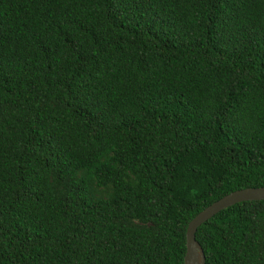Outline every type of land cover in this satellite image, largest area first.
Returning <instances> with one entry per match:
<instances>
[{
    "label": "trees",
    "instance_id": "obj_1",
    "mask_svg": "<svg viewBox=\"0 0 264 264\" xmlns=\"http://www.w3.org/2000/svg\"><path fill=\"white\" fill-rule=\"evenodd\" d=\"M264 187V0H0V264H183ZM264 264V199L195 233Z\"/></svg>",
    "mask_w": 264,
    "mask_h": 264
},
{
    "label": "water",
    "instance_id": "obj_2",
    "mask_svg": "<svg viewBox=\"0 0 264 264\" xmlns=\"http://www.w3.org/2000/svg\"><path fill=\"white\" fill-rule=\"evenodd\" d=\"M264 199V187H247L230 192L198 212L186 227V251L183 264H205L203 248L196 240L197 228L219 211L243 201Z\"/></svg>",
    "mask_w": 264,
    "mask_h": 264
}]
</instances>
